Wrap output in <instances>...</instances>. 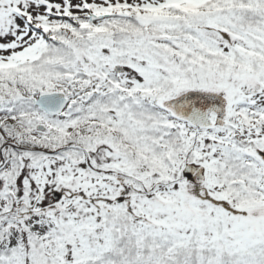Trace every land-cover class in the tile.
Wrapping results in <instances>:
<instances>
[{
  "label": "snow or ice",
  "instance_id": "obj_1",
  "mask_svg": "<svg viewBox=\"0 0 264 264\" xmlns=\"http://www.w3.org/2000/svg\"><path fill=\"white\" fill-rule=\"evenodd\" d=\"M0 264H264V0H0Z\"/></svg>",
  "mask_w": 264,
  "mask_h": 264
}]
</instances>
